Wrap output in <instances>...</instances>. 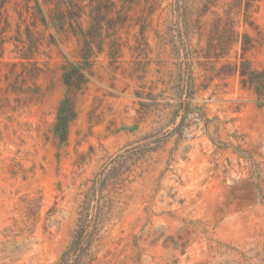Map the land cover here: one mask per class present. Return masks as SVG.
I'll return each instance as SVG.
<instances>
[{"label": "rangeland", "instance_id": "374dc122", "mask_svg": "<svg viewBox=\"0 0 264 264\" xmlns=\"http://www.w3.org/2000/svg\"><path fill=\"white\" fill-rule=\"evenodd\" d=\"M74 1L0 0V264H264V0Z\"/></svg>", "mask_w": 264, "mask_h": 264}, {"label": "trees", "instance_id": "16d2710c", "mask_svg": "<svg viewBox=\"0 0 264 264\" xmlns=\"http://www.w3.org/2000/svg\"><path fill=\"white\" fill-rule=\"evenodd\" d=\"M94 1V0H93ZM5 2V1H4ZM83 8L79 5V3L74 0H58V3L54 9L51 10L49 18H47L46 14L40 10L41 21L44 25H52L59 27L61 32L69 33L72 31L76 33V29L80 30L78 35L81 36L84 45L88 48L91 46L92 42L89 38V32L85 31L82 26V16H83ZM2 12L0 11V24H1ZM49 19V20H48ZM95 28L97 30H101L99 22L95 23ZM88 54H85L83 57L86 61H89ZM86 69L83 66L74 67L71 66L69 70L66 71L64 76V81L66 86L68 87L69 94L63 101L60 106L58 113V121L55 127V134L62 141H66L68 137V127L69 124L76 117V108H75V92H78L84 88L87 84L86 78ZM256 73L245 68L244 64H242V68L240 70L241 81L244 85L253 86L255 81H257ZM81 236V235H80ZM77 237V240L81 239ZM78 242L72 245L68 254L76 253L78 250Z\"/></svg>", "mask_w": 264, "mask_h": 264}]
</instances>
